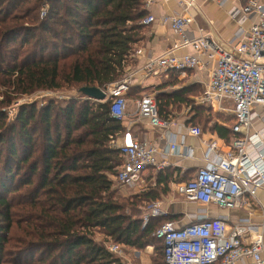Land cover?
<instances>
[{
  "label": "trees",
  "instance_id": "obj_1",
  "mask_svg": "<svg viewBox=\"0 0 264 264\" xmlns=\"http://www.w3.org/2000/svg\"><path fill=\"white\" fill-rule=\"evenodd\" d=\"M148 15L143 0H0V264H127L108 244L140 252L156 242L166 264L156 231L179 217L143 226V207L195 173L151 168L148 190L124 199L115 177L125 159L115 143L126 127L111 116L110 101L80 93L105 89L136 65ZM66 87L84 99L24 104L10 119L21 98ZM164 88L155 90L161 118L190 109L187 125L203 123L227 143L235 137L233 118L220 124L196 105V86Z\"/></svg>",
  "mask_w": 264,
  "mask_h": 264
},
{
  "label": "built area",
  "instance_id": "obj_2",
  "mask_svg": "<svg viewBox=\"0 0 264 264\" xmlns=\"http://www.w3.org/2000/svg\"><path fill=\"white\" fill-rule=\"evenodd\" d=\"M143 1L148 10L153 0ZM180 7L187 13V4L181 3ZM240 12L244 19L252 18L254 22L233 50L222 47L206 35L190 38L188 29L195 20L188 13L163 18L162 23L182 41L160 58L150 60L144 68L147 73L163 68L186 75L187 70L205 68L207 64L202 57H206L210 78L196 104L215 114L231 115L235 134L226 151L216 142L209 143L204 154L205 165L190 181L176 186L175 193L185 202L202 208L198 214L187 215L188 223L167 221L156 231L157 239L164 243L166 264H264V236L252 225L250 218L231 225L228 217H210L208 210L211 206L222 211L245 210L264 188L263 136L262 132L252 134L258 120L254 108L264 106V0H247ZM156 21L149 15L142 24L149 26ZM183 48H192L198 54L176 57L177 51ZM132 79L133 74L126 75L121 81L107 86L106 99L101 102L110 101L111 116L117 121L124 123L137 116L152 128L163 130L170 140L168 149L161 154L166 159L177 155L184 141L172 139L168 129L174 120L160 117L154 95L141 97L136 112L128 113L127 94ZM57 91L46 92L43 96L54 95ZM189 112L190 109L186 111ZM182 128L197 138L204 133L199 126L184 124ZM115 144L125 159L115 177L118 186L138 188L144 185V175L149 169L159 172L166 166V163L158 162V149L148 141L135 138L130 129ZM187 155L191 157V150ZM169 216V211L156 201L148 205L141 220L146 226L153 218ZM255 229L257 232L251 237ZM109 249L123 256L122 246L112 244Z\"/></svg>",
  "mask_w": 264,
  "mask_h": 264
},
{
  "label": "crops",
  "instance_id": "obj_3",
  "mask_svg": "<svg viewBox=\"0 0 264 264\" xmlns=\"http://www.w3.org/2000/svg\"><path fill=\"white\" fill-rule=\"evenodd\" d=\"M181 3L187 4V13L195 20L188 29V36L190 38L206 35L229 50L234 49L240 39L250 29L254 19H244L241 12L239 14V11L246 5L247 0H153L152 6L147 11L157 21L148 26L146 39L134 56L136 65L134 68L131 69L130 67L128 69L127 75L133 74L131 87L140 86L143 91H152L153 93L150 94L156 96L155 90L160 87H165L163 91L166 93H173L184 88L196 86V91H199L196 96L197 102L202 96L204 87L210 78V65L206 57H202L204 63L207 64L205 68L187 70L186 75H181L175 70L163 68L153 73L144 71L150 60L160 58L167 50H171L175 45L181 43V37L175 34L168 25L162 23L165 17L187 14L180 7ZM183 8L185 9L184 6ZM197 54L192 48H183L177 51L175 55L176 57H182ZM174 81L175 83H173ZM127 100L128 113L134 114L139 99L136 100L127 95ZM254 112L258 115V120L254 124L252 134L262 132L264 143V106H255ZM173 120V125L168 131L172 134L173 140H177L178 142L184 141V144L180 145L177 155L171 156L168 159L161 154L168 149V142L170 140V137H166L163 130L152 128L146 120L137 116L131 117V119L126 120L123 124L126 130L130 129L135 138L148 141L155 146L158 149V162L166 163L164 169L174 168L181 171V178L186 172L194 174L205 165L204 154L209 143L216 142L221 150H227L229 143L210 130L206 131L205 126H201L204 133L201 137L197 138L189 135L187 130L182 128L186 124L185 120H179V117L173 118ZM219 123L223 124V122ZM189 150H191V157L187 155ZM178 183L172 184V191H175ZM179 198L178 202L171 199V196L166 197V209L169 211L170 217H179L177 221H181L183 224L188 223L187 217L198 214L202 207L194 203H187L180 196ZM208 210L210 217H228L231 225L241 219L250 218L252 225L258 229V232H262L264 236V188L258 192L256 200L245 210L222 211L214 206L209 207ZM255 232H257L256 229L251 232L250 236L254 237ZM141 257V252L133 251L132 256L123 255L122 258L127 264H149L147 261L142 262Z\"/></svg>",
  "mask_w": 264,
  "mask_h": 264
},
{
  "label": "rangeland",
  "instance_id": "obj_4",
  "mask_svg": "<svg viewBox=\"0 0 264 264\" xmlns=\"http://www.w3.org/2000/svg\"><path fill=\"white\" fill-rule=\"evenodd\" d=\"M134 66H132L131 69L134 68ZM57 92L58 93H56L54 95H48V96H46V95L43 96V94L46 92H38V93H36L30 97L21 98L14 107L9 109L10 119H13L14 116L17 114L19 106L24 105V104H30V103H36V102H38L40 104H42V103L46 104L48 102V100H55L56 103H58V104L62 103L63 104L64 102H68L71 100H80V99L83 100L84 99L79 94V89H77L75 87H68V88L66 87V88H63ZM150 93H153V92L152 91H150V92L149 91H142V92L136 94L135 99L138 100V99H141V97H143L145 95H151ZM195 103H196V100H195ZM197 106H200V105H197ZM200 107H203V108L208 110L207 107H204V106H200ZM209 110L211 111V109H209ZM186 111L187 110L184 109L179 113L175 112L174 118L179 117V120H182V121L185 120L188 117V114L186 113ZM211 116L213 118L218 119L220 122H225L227 119H232V116L229 114L228 115L227 114L226 115L215 114L213 111H211ZM206 118L207 117L204 116V120H202L204 122V124L207 121ZM137 123L139 124V122H137ZM201 125H203V123L200 124L199 127H201ZM184 181H186V180H184ZM142 185L138 188L137 187L131 188V187H121V186H118V184H116L115 188L118 190L119 195H121L124 199H131V198H133L134 195H138V194L148 190L149 186H151L152 183H148V179L146 178V180H144V185L143 186ZM171 189H172V187H171ZM170 196H171V199H173L175 201L179 202V200H180L179 196L175 193V191H171L168 196H164V197H162L161 200H159V202L162 204V208L165 210H167L166 209L167 201L165 198L170 197ZM149 204L150 203L145 204V206L143 207L142 213L148 208ZM165 218L166 217H163L164 220H165ZM164 220H162L161 222H163ZM111 245H112V243L108 244L109 247ZM155 245H156V247L151 246V247H147L144 250L140 251L142 253V257H141L142 262L147 261V263H149V264H164L161 244L156 242ZM133 251H138V250L127 249L124 246H122V255H128L130 257V256H132Z\"/></svg>",
  "mask_w": 264,
  "mask_h": 264
},
{
  "label": "water",
  "instance_id": "obj_5",
  "mask_svg": "<svg viewBox=\"0 0 264 264\" xmlns=\"http://www.w3.org/2000/svg\"><path fill=\"white\" fill-rule=\"evenodd\" d=\"M80 93L85 96V99L87 100L101 102L106 99L105 89H101L97 86L82 87Z\"/></svg>",
  "mask_w": 264,
  "mask_h": 264
}]
</instances>
